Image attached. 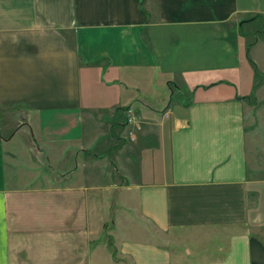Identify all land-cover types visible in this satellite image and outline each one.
Masks as SVG:
<instances>
[{
	"label": "crops",
	"instance_id": "crops-1",
	"mask_svg": "<svg viewBox=\"0 0 264 264\" xmlns=\"http://www.w3.org/2000/svg\"><path fill=\"white\" fill-rule=\"evenodd\" d=\"M247 56L264 0H0V264H264Z\"/></svg>",
	"mask_w": 264,
	"mask_h": 264
},
{
	"label": "rangeland",
	"instance_id": "rangeland-1",
	"mask_svg": "<svg viewBox=\"0 0 264 264\" xmlns=\"http://www.w3.org/2000/svg\"><path fill=\"white\" fill-rule=\"evenodd\" d=\"M261 24H257L256 26H260ZM178 55L176 56L177 57V61H175L176 65L177 66H182L184 63H186L187 61H190V62H193L195 61L194 59L190 58L189 54L187 52H185V50H179L178 52ZM252 59V58H250ZM249 59V56L245 57L242 62L247 64L248 66L250 65V67H252V70H251V73L253 74V76H255V80L257 83H263L264 82V73L263 71L264 70H261L259 69L257 66L254 67V63L252 60ZM188 75H191V73H188V72H180L176 75H173V80H175V84L177 86H179V88H177L175 85H174V89H175V97L176 99L177 98H184V97H191L194 95V92H193V81L190 80L193 76H188ZM209 81V80H208ZM229 91L232 93L234 92V88L232 86H229ZM255 100L257 98L253 97ZM252 98V99H253ZM193 99V98H191ZM263 107H264V103H263ZM16 109H20V107L16 106Z\"/></svg>",
	"mask_w": 264,
	"mask_h": 264
},
{
	"label": "built area",
	"instance_id": "built-area-1",
	"mask_svg": "<svg viewBox=\"0 0 264 264\" xmlns=\"http://www.w3.org/2000/svg\"><path fill=\"white\" fill-rule=\"evenodd\" d=\"M128 111H129V113H132V112H134V108L132 107ZM132 120H133V117L129 119V121H132Z\"/></svg>",
	"mask_w": 264,
	"mask_h": 264
}]
</instances>
